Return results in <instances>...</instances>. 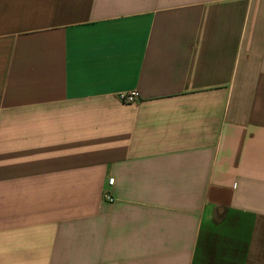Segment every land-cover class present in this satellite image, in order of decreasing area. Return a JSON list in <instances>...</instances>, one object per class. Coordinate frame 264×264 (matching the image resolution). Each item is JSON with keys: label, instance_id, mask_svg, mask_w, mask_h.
I'll list each match as a JSON object with an SVG mask.
<instances>
[{"label": "crops", "instance_id": "crops-1", "mask_svg": "<svg viewBox=\"0 0 264 264\" xmlns=\"http://www.w3.org/2000/svg\"><path fill=\"white\" fill-rule=\"evenodd\" d=\"M0 264H264V0H0Z\"/></svg>", "mask_w": 264, "mask_h": 264}, {"label": "built area", "instance_id": "built-area-1", "mask_svg": "<svg viewBox=\"0 0 264 264\" xmlns=\"http://www.w3.org/2000/svg\"><path fill=\"white\" fill-rule=\"evenodd\" d=\"M140 95L137 91L130 92V93H124L119 96V100L124 104H134L137 101H139ZM115 178H110L109 180V186H114L115 184ZM104 199L110 203L115 202V198L111 192L104 191Z\"/></svg>", "mask_w": 264, "mask_h": 264}]
</instances>
